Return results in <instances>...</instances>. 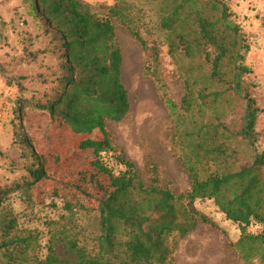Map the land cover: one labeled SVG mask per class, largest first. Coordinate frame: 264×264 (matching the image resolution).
Returning <instances> with one entry per match:
<instances>
[{
	"label": "trees",
	"instance_id": "16d2710c",
	"mask_svg": "<svg viewBox=\"0 0 264 264\" xmlns=\"http://www.w3.org/2000/svg\"><path fill=\"white\" fill-rule=\"evenodd\" d=\"M155 1L158 25L185 70L180 102L167 92L164 97L190 190L177 193L148 184L133 161L114 152L106 123L123 120L131 108L114 20L125 24L147 48L135 20L120 4L101 14L82 0H28L49 35L46 46L31 54H51L57 61L49 73L39 74L51 85L34 104L69 132L83 136L80 148L89 151L90 164L106 175L107 182L99 192L70 184V197L57 190L38 191V184L52 175L46 156L31 151L29 177L16 182L15 189L29 206L46 197L62 198L63 214L48 220L49 252L41 258L40 232L21 233L16 214L0 203V264H174L178 238L200 222L216 226L195 207L197 200H212L238 225L241 236L234 248L246 264H264V131L259 128L263 109L245 78L250 72L247 41L224 0ZM153 55L157 63L158 55ZM240 105L244 109L238 117ZM80 210L99 213V231L84 244L74 226ZM59 244L76 259L58 257Z\"/></svg>",
	"mask_w": 264,
	"mask_h": 264
},
{
	"label": "rangeland",
	"instance_id": "374dc122",
	"mask_svg": "<svg viewBox=\"0 0 264 264\" xmlns=\"http://www.w3.org/2000/svg\"><path fill=\"white\" fill-rule=\"evenodd\" d=\"M82 1L101 14L105 13L104 8L120 4L135 20L147 44L144 48L125 24L114 20L124 56L122 78L131 103L123 120L106 123L114 152L123 153L133 161L146 183L177 193L188 192L190 175L173 142L175 127L164 97L167 92L176 103L180 102L185 70L181 59L170 51L167 34L158 25L156 1ZM224 2L248 44L245 62L250 72L245 78L263 109L259 128L264 131V0ZM48 41L44 23L32 11L28 0H0V203L3 202L6 211L16 214L21 233L40 232L41 258L49 252L47 222L60 218L64 200L46 197L36 206L23 203L20 191L14 186L29 177L31 151L46 156L47 169L52 175L38 184V191L57 190L70 197L74 193L71 185L76 182L92 187L95 192L107 182L106 175L90 164L89 151L80 148L83 136L69 132L34 104L51 85L44 83L39 74L49 73L48 68L57 61L51 54L35 57L31 51L43 49ZM153 53L158 55L157 63H153ZM243 109L240 105L238 117ZM93 202L88 200L89 204ZM195 207L210 216L216 226L200 222L186 237L178 238L174 264H246L234 248L241 236L238 225L227 220L212 200H197ZM98 222L97 211L76 213L74 226L81 231L83 244L89 240L86 237L92 238L99 231ZM55 249L60 258L75 260L77 257L62 244ZM254 264L261 262L256 260Z\"/></svg>",
	"mask_w": 264,
	"mask_h": 264
},
{
	"label": "built area",
	"instance_id": "2783aa9c",
	"mask_svg": "<svg viewBox=\"0 0 264 264\" xmlns=\"http://www.w3.org/2000/svg\"><path fill=\"white\" fill-rule=\"evenodd\" d=\"M0 116H1V114H0Z\"/></svg>",
	"mask_w": 264,
	"mask_h": 264
}]
</instances>
